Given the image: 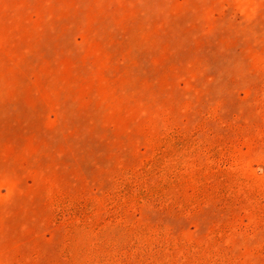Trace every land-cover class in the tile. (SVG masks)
Returning <instances> with one entry per match:
<instances>
[{
  "label": "rangeland",
  "instance_id": "374dc122",
  "mask_svg": "<svg viewBox=\"0 0 264 264\" xmlns=\"http://www.w3.org/2000/svg\"><path fill=\"white\" fill-rule=\"evenodd\" d=\"M0 264H264V0H0Z\"/></svg>",
  "mask_w": 264,
  "mask_h": 264
}]
</instances>
